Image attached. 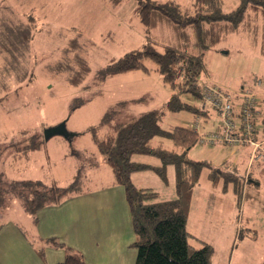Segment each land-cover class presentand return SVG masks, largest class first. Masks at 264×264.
I'll return each instance as SVG.
<instances>
[{
  "label": "rangeland",
  "instance_id": "obj_1",
  "mask_svg": "<svg viewBox=\"0 0 264 264\" xmlns=\"http://www.w3.org/2000/svg\"><path fill=\"white\" fill-rule=\"evenodd\" d=\"M158 1H173L186 8L193 0ZM222 2L225 13L240 4V0ZM136 4L135 0H126L118 7H113L107 0H0V17L12 19L15 23H27L30 17L36 21L30 54L25 61L28 73H33L32 80L18 84L13 79L12 92L8 96L0 92V151L5 149L2 155L0 153V189H7L5 183L9 180L28 179L46 184L56 181L65 187L79 174L81 189L90 195L89 199L96 197L94 191L112 184L113 172L102 162V155L88 128L98 124L111 109L116 111L113 117L117 123L143 112L163 109L173 93L150 60L146 62L149 72L122 73L103 82L94 78L111 58H118L145 43L147 31L134 14ZM165 26V23L156 24L153 35L173 46L177 36ZM78 35L81 36L78 52L87 59L91 73L82 85L76 87L69 84L63 74L52 73L48 66L67 57L63 48ZM257 39L258 43L248 31H241L229 35L207 51L201 82L217 85L233 95H238L243 87L251 88L256 77H264V54L261 51L264 35L260 33ZM179 42L180 46L185 44L184 40ZM68 56L74 55L69 53ZM2 64L3 55H0V66ZM184 99L200 105V100ZM76 100L80 104L73 108ZM257 101L256 135L259 141H263L264 151V97L259 96ZM210 108L209 116L198 118L199 135L220 128L222 118ZM196 115L187 110L166 111L160 124L165 129L182 125L193 129ZM62 123L68 136L54 134L48 140L44 139L47 129ZM33 134L41 136V146L30 154L29 159L20 153L13 156L16 144ZM153 143H161L168 150L174 149L171 139L156 137ZM20 145L24 146L23 143ZM250 152L248 146L198 142L187 155L194 161L210 164L203 169L200 183L194 188L187 227L195 236L190 239L193 245L201 247L209 243L213 246L212 264H264V160L251 162ZM237 158L236 172L243 183L241 193L235 189V180L226 181L225 176L213 186L209 178L211 170L222 168L225 161L233 162ZM133 159L156 166L162 164L160 158L152 155L136 154ZM235 165L232 163L230 167ZM227 176L234 179L235 175ZM250 177L256 182L250 181ZM132 178L137 187L158 192L161 200L176 197L174 166L167 168V181L152 170L136 172ZM2 194L0 225L18 223L32 240H36L39 236L33 216L27 212L22 200L5 192ZM84 213L86 215V211ZM52 238L37 245L45 251L48 245L55 246L54 242L65 244L59 237ZM57 248L59 251L63 249ZM129 252L127 263L135 250ZM51 253L54 252H46L50 261L53 260ZM20 254L14 251L13 256ZM12 264H22V261L14 259Z\"/></svg>",
  "mask_w": 264,
  "mask_h": 264
},
{
  "label": "trees",
  "instance_id": "obj_2",
  "mask_svg": "<svg viewBox=\"0 0 264 264\" xmlns=\"http://www.w3.org/2000/svg\"><path fill=\"white\" fill-rule=\"evenodd\" d=\"M107 1L113 7H118L126 0ZM222 1L193 0L190 6L183 8L173 1L135 0L137 4L134 14L147 31L145 43L118 58H111L94 77L96 81L103 82L122 73L149 72L150 68L146 62L150 60L163 75V82L173 91L163 109L143 112L120 123L114 121L116 111L111 109L98 124L88 128L103 162L113 172L115 183L125 191L135 234V240L130 246L137 251L136 264H212L213 246L209 243H204L201 247L193 245L190 239L195 236L187 227L194 188L200 183L203 169L210 164L187 157L189 151L199 142L197 131L183 125L165 129L160 122L166 111L187 110L198 116L207 115V112H201L198 106L184 99L188 97L201 101L203 98L201 76L205 73L206 52L233 33L248 31L257 43L258 35H264V0H240L235 10L227 13L223 11ZM163 23L170 29V33L174 35L175 32L177 36L173 46L153 35L155 25ZM35 26L33 17H30L27 23H15L12 19L0 17V55H3V64L0 66V92L5 93L4 95L8 96V93L12 92L13 79L18 84L32 80L33 73H28L29 67L25 61L30 54ZM80 37H74L69 46L63 48L64 55L67 54L66 58L48 66L52 73L63 74L65 80L76 87L82 85L91 73L87 59L78 52ZM179 40H184L185 44L180 46ZM261 51L264 54V40L261 43ZM69 53L74 56L69 57ZM259 79L263 80L261 87L257 86ZM250 87H243L239 94L245 91H264V77H256ZM79 104L76 100L72 107L75 108ZM262 124L264 127V121ZM103 130L106 132L102 133ZM156 137L171 139L174 149L168 150L161 143L154 145ZM40 140L41 136L38 134L24 137L16 144L18 146L13 156L20 153L22 157L29 159L30 154L43 143ZM21 143L24 146H21ZM4 151L5 149L0 151L1 155ZM136 154L158 157L162 164L156 166L137 162L133 159ZM169 166H174L176 173L175 198L161 200L158 192L151 188L137 187L132 180L134 173L152 170L162 180L167 181ZM236 169L237 166L230 167L228 162H225L222 168H213L209 174L212 185L217 186L225 176L226 181L235 180V189L240 194L243 183ZM228 174L236 177L230 179ZM79 176L76 174L75 181L65 187L56 181L46 184L34 179L9 180L5 183L7 189H0V200L3 199V192L19 197L27 212L37 222L40 210L82 194ZM250 181L256 182L251 177ZM53 245L63 248L66 252V257L60 264H86L80 252L63 243L54 242ZM37 253L45 259L43 248L37 249Z\"/></svg>",
  "mask_w": 264,
  "mask_h": 264
},
{
  "label": "crops",
  "instance_id": "obj_3",
  "mask_svg": "<svg viewBox=\"0 0 264 264\" xmlns=\"http://www.w3.org/2000/svg\"><path fill=\"white\" fill-rule=\"evenodd\" d=\"M204 116H209L208 111ZM225 162L237 166L238 158L233 162ZM94 193L96 197L87 199L90 195L82 192L58 205L40 210L38 221L33 219L39 236L36 240H32L18 223L1 224L0 264H12L14 259L22 261V264L62 263L66 257L63 249L59 251V248L48 245L45 248V259L37 253V249H40L37 243L47 242L52 237L61 238L68 247L80 252L86 264H136L137 251L130 246L135 240V234L123 187L114 180L110 186L102 187ZM100 197L105 200L101 201ZM131 248L135 252L131 253L132 259H128L127 263ZM49 250L54 252L51 253V261L46 254ZM14 251L21 254L13 256Z\"/></svg>",
  "mask_w": 264,
  "mask_h": 264
},
{
  "label": "built area",
  "instance_id": "obj_4",
  "mask_svg": "<svg viewBox=\"0 0 264 264\" xmlns=\"http://www.w3.org/2000/svg\"><path fill=\"white\" fill-rule=\"evenodd\" d=\"M263 80L257 81L261 87ZM203 98L200 101L199 110L207 112L208 108L216 111L222 118L220 128L207 135H199V142L202 144H224L230 146H248L251 150L250 161L264 160L263 141L257 139V128L255 125V110L258 108V97H264V91L259 93L245 91L239 95H233L223 88L203 83ZM241 99L235 101L236 97ZM199 117L193 127L200 131ZM199 134V133H198ZM263 158V159H261Z\"/></svg>",
  "mask_w": 264,
  "mask_h": 264
},
{
  "label": "water",
  "instance_id": "obj_5",
  "mask_svg": "<svg viewBox=\"0 0 264 264\" xmlns=\"http://www.w3.org/2000/svg\"><path fill=\"white\" fill-rule=\"evenodd\" d=\"M54 134H64L68 136V133L66 132L65 124L62 123L54 128L47 129L44 133V139L48 140Z\"/></svg>",
  "mask_w": 264,
  "mask_h": 264
}]
</instances>
